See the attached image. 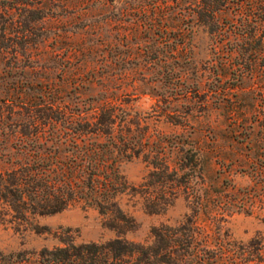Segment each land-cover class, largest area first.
I'll return each mask as SVG.
<instances>
[{
  "label": "rangeland",
  "instance_id": "1",
  "mask_svg": "<svg viewBox=\"0 0 264 264\" xmlns=\"http://www.w3.org/2000/svg\"><path fill=\"white\" fill-rule=\"evenodd\" d=\"M65 1L54 2L36 22L39 27L30 33L36 44H26L24 56L11 53L0 60V167L8 166L4 159L13 153L14 138L6 128L13 119V105L5 100L9 96L16 101L26 93L50 94L68 106L113 97L127 111L132 128H143L148 137L143 152L121 165L137 189L118 199L133 222L119 232L105 215L80 202L21 221L0 204V254L37 251L65 239L104 242L120 236L148 244L152 228L181 223L205 191L225 202L224 192L241 198L257 187L261 194L242 198L249 212L224 215L222 223L231 239L264 242V178H253L256 167L264 166V64L257 63L253 75H233L224 63L228 44L215 43L195 20L196 0H114L103 8L93 0L77 10L57 6ZM230 16H222L229 27ZM194 143L203 150L205 167L188 170L169 204L148 212L144 184L156 179L149 177L153 157L163 153L170 168L178 167L179 145L185 150ZM214 209L204 200L198 222L208 224ZM228 209L223 205L218 211ZM252 264H258L256 259Z\"/></svg>",
  "mask_w": 264,
  "mask_h": 264
},
{
  "label": "trees",
  "instance_id": "2",
  "mask_svg": "<svg viewBox=\"0 0 264 264\" xmlns=\"http://www.w3.org/2000/svg\"><path fill=\"white\" fill-rule=\"evenodd\" d=\"M56 1L60 0H0V60L11 53L24 56L26 44H36L30 33ZM92 1L66 0V5L57 6L77 10ZM94 1L103 8L114 0ZM194 4L195 20L209 30L215 43L228 44L225 67L233 75H253L257 63L264 64V0H196ZM123 9L118 8V15ZM228 14L230 27L222 22V16ZM177 51V47L171 50L173 54ZM154 54L153 59L158 60V50ZM13 98L5 99L13 105V119L6 128L14 142L12 155L4 159L8 166L0 167V204L14 218L29 221L80 202L105 215L111 228L119 232L130 228L133 221L118 199L137 189L128 183L121 165L143 152L148 137L143 128H132L134 123L117 99L101 95L84 106H68L61 98L44 93H26L16 101ZM179 151L178 167L170 168L163 153L153 157L154 170L149 177L156 179L144 184L148 212L157 213L169 204L176 189L187 181L188 170L205 167L200 145L194 143L185 150L179 145ZM184 168L187 171L182 172ZM253 178H264L262 164L253 171ZM259 191L262 188L257 187L253 193L258 196ZM253 193L249 189L241 198H228L224 192L227 199L222 202L218 195L205 191L181 223L152 228L148 244L120 236L104 242L65 239L61 245L43 246L37 251L0 254V264H252L254 259L264 264L262 240L242 243L231 239L222 223L224 215L249 212L242 198L251 199ZM204 200L216 205L207 215L208 224L198 222L200 212L204 213ZM223 205L233 209L223 214L218 211Z\"/></svg>",
  "mask_w": 264,
  "mask_h": 264
}]
</instances>
